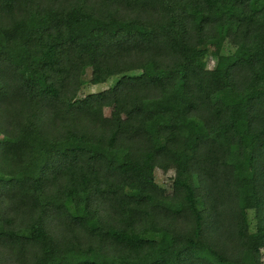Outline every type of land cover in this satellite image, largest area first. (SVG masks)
<instances>
[{"label":"trees","instance_id":"trees-1","mask_svg":"<svg viewBox=\"0 0 264 264\" xmlns=\"http://www.w3.org/2000/svg\"><path fill=\"white\" fill-rule=\"evenodd\" d=\"M263 250L264 0H0V264Z\"/></svg>","mask_w":264,"mask_h":264},{"label":"rangeland","instance_id":"rangeland-1","mask_svg":"<svg viewBox=\"0 0 264 264\" xmlns=\"http://www.w3.org/2000/svg\"><path fill=\"white\" fill-rule=\"evenodd\" d=\"M208 64L210 65L211 63L208 62ZM88 78H89V69L87 68V70L85 71L84 75H83V80L85 81V91H89V92H94V91H98L101 90L103 88H105L107 85L106 84H96V85H91L88 83ZM155 174V180L161 184L164 187H168L170 186V182H171V177L173 174L172 169L167 170L166 172H162L159 169H155L154 171ZM262 260L264 262V250H263V255H262Z\"/></svg>","mask_w":264,"mask_h":264}]
</instances>
